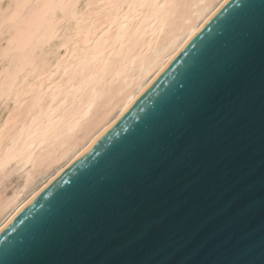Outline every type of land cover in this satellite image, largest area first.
<instances>
[{"label": "water", "instance_id": "water-1", "mask_svg": "<svg viewBox=\"0 0 264 264\" xmlns=\"http://www.w3.org/2000/svg\"><path fill=\"white\" fill-rule=\"evenodd\" d=\"M235 15L243 23L222 33V20ZM262 257L264 0H226L0 229V264H264Z\"/></svg>", "mask_w": 264, "mask_h": 264}, {"label": "bare ground", "instance_id": "bare-ground-1", "mask_svg": "<svg viewBox=\"0 0 264 264\" xmlns=\"http://www.w3.org/2000/svg\"><path fill=\"white\" fill-rule=\"evenodd\" d=\"M226 0H0V229Z\"/></svg>", "mask_w": 264, "mask_h": 264}, {"label": "snow or ice", "instance_id": "snow-or-ice-1", "mask_svg": "<svg viewBox=\"0 0 264 264\" xmlns=\"http://www.w3.org/2000/svg\"><path fill=\"white\" fill-rule=\"evenodd\" d=\"M246 7V6H245ZM241 23H243L242 17L240 15H235V16H231V17H225L222 22H221V32L222 33H226L228 32L230 29H232L235 26L240 25ZM197 66L196 64H194L193 68L191 69L192 72H195L197 70ZM176 151H179V146H177ZM234 211L237 212L238 216H242L243 215V204L241 203V205L238 208H234ZM42 226V222L38 221L35 225L30 226V228H36L39 229ZM23 244V237L18 238L16 241H13L9 244V250L11 248L17 247V246H21ZM262 261H264V257H262ZM234 264H243L242 260H238L235 261Z\"/></svg>", "mask_w": 264, "mask_h": 264}]
</instances>
